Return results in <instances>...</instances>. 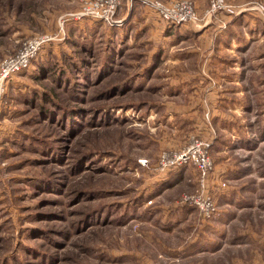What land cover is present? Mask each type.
<instances>
[{
  "label": "rangeland",
  "instance_id": "obj_1",
  "mask_svg": "<svg viewBox=\"0 0 264 264\" xmlns=\"http://www.w3.org/2000/svg\"><path fill=\"white\" fill-rule=\"evenodd\" d=\"M118 2L109 17L105 0H0V62L30 38L53 37L0 95V264H175L158 259L176 239L162 235L169 229L154 206L188 205L181 200L196 193L197 175L156 165L192 135L210 142L226 183L216 203L231 207L215 217L233 219L239 245L226 258L264 264V59L257 71L247 65L243 82L225 83L243 93L215 103L225 129H213L209 112H190L209 84L195 100L193 83L174 82L198 69L139 41L143 7L156 15L143 0ZM160 176L177 183L154 199ZM196 210L192 220H203Z\"/></svg>",
  "mask_w": 264,
  "mask_h": 264
},
{
  "label": "crops",
  "instance_id": "obj_2",
  "mask_svg": "<svg viewBox=\"0 0 264 264\" xmlns=\"http://www.w3.org/2000/svg\"><path fill=\"white\" fill-rule=\"evenodd\" d=\"M260 1L264 3V0ZM193 2L200 15H203L209 6V0H193ZM227 2L236 8L235 14L229 15L219 11L207 14L199 23L179 26H167L149 8L143 7L144 12L140 13V19L136 20L135 25L137 34L140 33V29H145L146 32L143 30L145 34L139 41L147 42L146 46L148 44L154 50L156 47L162 49V53L169 50L173 59L172 63L176 62L179 65L184 64L190 67L193 65L198 69L195 72L192 71L193 75L189 74L188 77H183V80L174 82L193 83L190 97L195 100L203 97L202 91H200L201 84L204 83L205 86L209 84L203 92L205 103L202 102L198 105V102H195L190 106V112L194 115L201 110L209 112L212 121L209 124L212 125L211 128L217 130L225 129V125L220 126L219 123L225 119L226 109L224 107L219 109L215 103L223 97L230 98L233 95L237 96L238 93H243L241 91L237 93L236 90L230 92L225 83L243 82L247 79V72L249 70L257 71L255 64L263 63L261 61L264 59V22L260 19L258 12L251 8L249 4L251 0H227ZM139 4L136 3L132 7L137 9L136 6ZM131 21L134 22V20ZM173 48H176L175 51H172ZM175 55L177 56L175 57ZM247 65H251L249 70L246 69ZM229 69L236 71V77L229 76ZM211 76L218 77L219 80ZM214 83H219L222 87L225 85V88L219 89L211 85ZM175 110L187 111L186 108H176ZM228 110L230 109L228 108ZM198 119L199 117L195 119L196 122L199 121ZM191 169L194 170V168ZM214 173L216 178L210 183H212L216 195L225 187H220V184L224 183L220 173L216 169H214ZM170 177L173 176L170 175ZM160 178L162 180H159V182L161 181L159 188L155 189L157 192L154 191V199L161 198L162 194L170 188L169 186L173 187L177 183L176 180H171L172 178L170 180L165 176H160ZM181 178L183 180L184 177ZM193 181H195V177ZM186 206L175 203L154 206L161 210L165 219L164 222L162 220L160 226L163 224L164 228L169 229L167 234L162 235L170 240L176 239L171 243L167 241L163 243L167 246L158 250V259L166 258L175 264L179 262V264H243L239 259L234 260V256L229 258L225 256L226 249L231 246L234 249L239 247L237 243L230 241V228L233 219L215 217L210 221L204 219L195 221L192 220V214L197 212L196 208ZM221 206H218L219 215L231 207L229 202H225Z\"/></svg>",
  "mask_w": 264,
  "mask_h": 264
},
{
  "label": "built area",
  "instance_id": "obj_3",
  "mask_svg": "<svg viewBox=\"0 0 264 264\" xmlns=\"http://www.w3.org/2000/svg\"><path fill=\"white\" fill-rule=\"evenodd\" d=\"M167 26H177L187 24V22L202 21L193 7L191 0H172L169 4H163L158 0H143ZM106 16L112 17L114 10L117 8L118 0H105ZM253 8L261 14L264 19V5L256 2ZM224 11L230 15L236 13V9L226 3V0H209V6L204 12L207 14ZM203 16V17H204ZM53 37L47 34L35 36L25 41L17 52L6 56L0 62V95L4 91L5 83L21 71L27 70L32 60L36 58L40 49L46 42ZM156 170L164 174L176 167L191 166L197 174V191L192 195H185L181 200L190 206L198 209L199 214L204 220L210 221L219 212L216 203L212 180H215L214 173L215 162L210 154V142L192 135L188 143L173 152L161 151L158 155ZM225 187V182L220 184Z\"/></svg>",
  "mask_w": 264,
  "mask_h": 264
},
{
  "label": "trees",
  "instance_id": "obj_4",
  "mask_svg": "<svg viewBox=\"0 0 264 264\" xmlns=\"http://www.w3.org/2000/svg\"><path fill=\"white\" fill-rule=\"evenodd\" d=\"M50 113H51V112H50ZM67 116H69V114H68Z\"/></svg>",
  "mask_w": 264,
  "mask_h": 264
}]
</instances>
